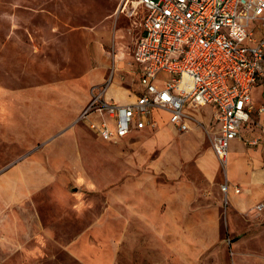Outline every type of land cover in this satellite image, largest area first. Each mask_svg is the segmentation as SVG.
<instances>
[{
	"label": "rangeland",
	"instance_id": "rangeland-1",
	"mask_svg": "<svg viewBox=\"0 0 264 264\" xmlns=\"http://www.w3.org/2000/svg\"><path fill=\"white\" fill-rule=\"evenodd\" d=\"M119 2L0 0V264H264V142H235L210 181L199 162L209 118L117 141L80 118L93 88L121 89L120 102L137 92L140 18L116 12ZM262 123L256 113L244 134L259 136ZM243 148L261 196L239 212L221 183ZM34 163L48 174L33 171L42 184L28 191L20 169ZM152 188L159 203L145 197ZM128 191L140 199L124 201Z\"/></svg>",
	"mask_w": 264,
	"mask_h": 264
},
{
	"label": "built area",
	"instance_id": "built-area-1",
	"mask_svg": "<svg viewBox=\"0 0 264 264\" xmlns=\"http://www.w3.org/2000/svg\"><path fill=\"white\" fill-rule=\"evenodd\" d=\"M135 1L145 9L133 52L142 89L134 101L116 103L93 88L80 118L106 141L158 129L165 113L183 133L197 123L194 112L210 104L219 123L211 149L227 166L231 141L241 139L254 110L252 90L264 84V36L257 35L264 27V0H125L123 6ZM257 111L264 112V105ZM260 142L264 134L248 141ZM231 189L240 192L225 175L221 190L227 196Z\"/></svg>",
	"mask_w": 264,
	"mask_h": 264
},
{
	"label": "crops",
	"instance_id": "crops-1",
	"mask_svg": "<svg viewBox=\"0 0 264 264\" xmlns=\"http://www.w3.org/2000/svg\"><path fill=\"white\" fill-rule=\"evenodd\" d=\"M124 1L125 0H120V2L117 4L116 6V12L117 11H125L127 15H129L128 11H130L131 8L135 7V12L133 15H129L130 17H133V16H138L139 15V18H140V25H141V22H142V19H143V16L145 14V9L138 5L137 2L135 1L132 5L131 4H128L127 8H125L124 5ZM121 3V4H120ZM123 8V9H122ZM125 8V9H124ZM141 31H142V26H141ZM257 35L259 37L261 36H264V27H260L257 29ZM133 57V56H132ZM138 89H137V92L135 91L134 92V99H131L129 101H126V102H120L118 101L120 96L123 95V91L121 89H116L114 90V92H110L109 94H105V98L107 100H110V101H114L116 103H128V102H132L136 99L137 95L139 94V92L141 91L142 87L139 83V79H138ZM259 88V92L262 94H264V84L263 83H260L258 84L257 86H255L252 90V103H253V106H254V101H255V97L253 95V92H255V90ZM263 105V104H262ZM258 108H255L254 107V110L251 112L250 114V119L248 121V123H245L241 129V139H235V140H232L231 141V144H230V153H229V157L231 155V151H232V146L235 142L237 143H241L243 141V146H244V143L246 141V143H248V141H250L252 138H256V137H260L264 131V123H262V131H261V134L259 136H246L244 133H251L252 130H253V127H252V124H253V115H255L256 113L261 116L262 119H264V112H258L257 111ZM212 113H213V106L212 105H205L203 107H200L199 109H197L194 114L195 116L198 118V119H206V118H209V125H213L214 126V130H217L219 129V123H217L216 121L213 120V116H212ZM168 114L165 113L162 118L159 119V122H160V126H159V129L157 130H162L165 126L169 127L173 132H175L176 134H181L179 133L174 127L172 124H170L168 122ZM156 130V131H157ZM248 130V131H247ZM152 132H155L154 130H150L148 128L146 129H141V130H132L127 136L123 137V138H120V139H114V140H108V141H117V140H121V139H124V138H127V137H132L136 134H142V133H152ZM159 132V131H158ZM76 140H78V137L76 135ZM79 141V140H78ZM245 143V144H246ZM245 147V146H244ZM204 148V147H203ZM202 148V149H203ZM201 150H198L193 154L197 153V152H200ZM211 154V157H207L208 153ZM242 159L238 162V164L236 165V169L234 171H232V173H230L231 175V179L232 180H235L237 183H240L242 185V188H243V192L241 191V188H240V192L239 193H235L233 191V189L230 190L229 194L227 196H225L227 198V200L229 201L230 200V203L232 205V207L234 209H236L237 211L239 212H244L246 209H248L250 206H252L257 199H259V197L261 196L260 193H256V191H254V187L257 186V182H258V178H256L255 176L253 178H246L244 176V171L242 169V166L243 165V159L245 158L244 155L246 153V150L245 148L242 149ZM207 154V155H206ZM34 158V157H33ZM172 158V157H171ZM36 157L34 158V161H35ZM199 162L201 164V167H202V170L205 174V176L210 180V181H213L216 177V168H217V161H216V157L211 150H206V152L204 153V155H202V158L199 159ZM34 164L32 165H24L23 166V169H20L21 172L24 173V183L29 185L28 187V191H34V190H37L38 188L41 187V184L42 182L39 181L38 179H35L33 178L32 176V172L34 171H38L40 172L42 175L43 174H48V172H45L46 169L43 165H40L39 167L38 166H34ZM240 178H241V181H240ZM231 180V184L232 185H236V183H233V181ZM26 185V186H27ZM157 184L154 183V186H156ZM151 186V185H150ZM237 186V185H236ZM27 191V190H26ZM147 196L145 197H148L151 199V197L153 196V200H155L156 202H160V199H161V193L160 191H154L153 188L152 189H148L146 192ZM242 193H247V195L249 196V199H245V198H241L239 197L240 194ZM141 197V196H140ZM175 199V197H173ZM130 199H140L139 198V195H135L133 191H128V193L126 194V196H123V200L124 201H127L129 202ZM202 218H206V219H201V223H208V220H207V217H202ZM169 222H174V223H177V219L175 216H173ZM208 235V233H207Z\"/></svg>",
	"mask_w": 264,
	"mask_h": 264
},
{
	"label": "bare ground",
	"instance_id": "bare-ground-1",
	"mask_svg": "<svg viewBox=\"0 0 264 264\" xmlns=\"http://www.w3.org/2000/svg\"><path fill=\"white\" fill-rule=\"evenodd\" d=\"M123 1V0H122ZM121 4V3H120ZM123 9V8H122ZM31 113V112H30Z\"/></svg>",
	"mask_w": 264,
	"mask_h": 264
}]
</instances>
